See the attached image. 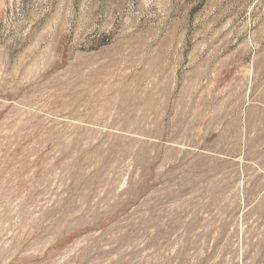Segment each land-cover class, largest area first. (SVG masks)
Listing matches in <instances>:
<instances>
[{
    "label": "rangeland",
    "instance_id": "rangeland-1",
    "mask_svg": "<svg viewBox=\"0 0 264 264\" xmlns=\"http://www.w3.org/2000/svg\"><path fill=\"white\" fill-rule=\"evenodd\" d=\"M0 264H264V0H0Z\"/></svg>",
    "mask_w": 264,
    "mask_h": 264
}]
</instances>
